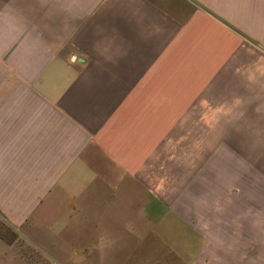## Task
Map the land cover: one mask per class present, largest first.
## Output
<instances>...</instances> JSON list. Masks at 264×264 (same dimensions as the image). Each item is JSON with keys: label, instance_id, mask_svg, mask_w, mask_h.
<instances>
[{"label": "crops", "instance_id": "1", "mask_svg": "<svg viewBox=\"0 0 264 264\" xmlns=\"http://www.w3.org/2000/svg\"><path fill=\"white\" fill-rule=\"evenodd\" d=\"M262 190L264 0H0V264L207 262Z\"/></svg>", "mask_w": 264, "mask_h": 264}, {"label": "rangeland", "instance_id": "2", "mask_svg": "<svg viewBox=\"0 0 264 264\" xmlns=\"http://www.w3.org/2000/svg\"><path fill=\"white\" fill-rule=\"evenodd\" d=\"M259 206L260 212L257 215L246 216V230L243 232H203L207 238L203 233L200 236V232H192V243H199L192 246V259L204 258L207 261L192 264H264V190L261 192ZM203 238L208 242L206 246ZM85 250L91 252L92 248L86 247ZM139 255L140 250L134 253L136 257ZM91 257L95 258L93 255Z\"/></svg>", "mask_w": 264, "mask_h": 264}]
</instances>
